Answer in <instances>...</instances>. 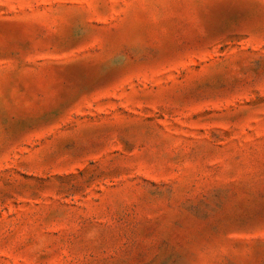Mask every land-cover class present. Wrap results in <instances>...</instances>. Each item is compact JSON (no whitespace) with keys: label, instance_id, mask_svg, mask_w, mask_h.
I'll use <instances>...</instances> for the list:
<instances>
[{"label":"rangeland","instance_id":"374dc122","mask_svg":"<svg viewBox=\"0 0 264 264\" xmlns=\"http://www.w3.org/2000/svg\"><path fill=\"white\" fill-rule=\"evenodd\" d=\"M0 264H264V0H0Z\"/></svg>","mask_w":264,"mask_h":264}]
</instances>
